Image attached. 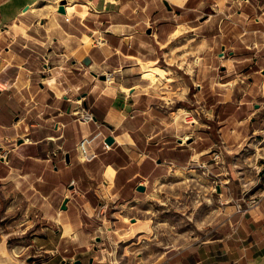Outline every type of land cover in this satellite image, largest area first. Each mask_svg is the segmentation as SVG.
I'll use <instances>...</instances> for the list:
<instances>
[{
  "label": "crops",
  "instance_id": "0c3cea01",
  "mask_svg": "<svg viewBox=\"0 0 264 264\" xmlns=\"http://www.w3.org/2000/svg\"><path fill=\"white\" fill-rule=\"evenodd\" d=\"M150 65L181 90L142 78ZM263 71L264 0H0V264H264V189L151 263L117 210L206 164L214 136L227 151L249 138Z\"/></svg>",
  "mask_w": 264,
  "mask_h": 264
},
{
  "label": "rangeland",
  "instance_id": "374dc122",
  "mask_svg": "<svg viewBox=\"0 0 264 264\" xmlns=\"http://www.w3.org/2000/svg\"><path fill=\"white\" fill-rule=\"evenodd\" d=\"M162 73L160 70L156 74L159 77ZM167 76L171 79L155 81L156 89L164 95L179 92L180 87L173 85L177 78ZM253 100L258 109L252 115L255 130L235 151L221 147L219 138L213 135L216 144L212 150L220 151L218 160L209 153L211 159L206 164L172 168L141 198L117 207L127 222L141 230L139 239L135 234L132 244L138 256L154 262L167 249L187 243L190 236L202 235L218 218L222 206L236 204L240 199L248 203L250 198L259 199L264 189V99L256 95ZM253 105L249 104V111L255 109ZM226 185H230V191L225 190ZM108 208L102 201L95 213L108 214Z\"/></svg>",
  "mask_w": 264,
  "mask_h": 264
},
{
  "label": "built area",
  "instance_id": "2783aa9c",
  "mask_svg": "<svg viewBox=\"0 0 264 264\" xmlns=\"http://www.w3.org/2000/svg\"><path fill=\"white\" fill-rule=\"evenodd\" d=\"M66 19H68V18H66ZM76 112H79V110L78 111H76ZM79 118L81 119V120H84V121H89V120H92L93 119V115H92V113L91 112H89V111H86V110H83V111H80L79 113ZM183 117H186L185 118V120L186 121H192V118H190V117H187V114L186 115H183ZM99 131H97V132H95V133H93V134H91V135H89V136H86V137H84V138H82V139H80L79 141H78V151H79V156H80V159L82 160V161H88V160H91L92 158H94L97 154L94 152V151H91L89 148H88V145L91 143V141L97 136V135H99ZM104 146H105V148H108V144H106V143H104ZM6 150L5 149H3V148H0V158L1 159H5L6 158ZM213 154V156H212V159H215V160H218L220 157H221V155H220V151H213L212 152ZM257 199L255 198V197H253V198H250L249 199V204H252V205H254V204H256L257 203ZM99 211V213H101V210L99 209L98 210Z\"/></svg>",
  "mask_w": 264,
  "mask_h": 264
},
{
  "label": "water",
  "instance_id": "95a60500",
  "mask_svg": "<svg viewBox=\"0 0 264 264\" xmlns=\"http://www.w3.org/2000/svg\"><path fill=\"white\" fill-rule=\"evenodd\" d=\"M61 3H63V1ZM164 3L166 4V2H164ZM166 6H167V4H166ZM58 11L63 13V8H62L61 5L58 6ZM147 32H149V30H147ZM124 41H126V39H124ZM221 49L223 51L224 46H222ZM82 63L87 65L89 63V58L88 57H84L82 59ZM262 73H264V71ZM99 78L106 79V76L105 75H100ZM255 107H257V104H255ZM104 142L109 145V144H111L113 142V138L110 135H108V136L105 137ZM136 189L142 191L144 189V187L142 185H137ZM66 201H67V198H64L63 201H62V204H61V208L62 209L65 208V202ZM73 264H80V261L79 260H75L73 262Z\"/></svg>",
  "mask_w": 264,
  "mask_h": 264
},
{
  "label": "bare ground",
  "instance_id": "6f19581e",
  "mask_svg": "<svg viewBox=\"0 0 264 264\" xmlns=\"http://www.w3.org/2000/svg\"><path fill=\"white\" fill-rule=\"evenodd\" d=\"M159 66V65H158ZM139 70L141 71V77L144 79H148L151 83H155V81H157V76L156 73L159 72L160 70L163 72L162 69H160L157 66H153V67H149V66H140ZM162 76L163 73L161 74ZM167 76V75H166ZM165 76V77H166ZM108 78L109 75H108ZM113 78V77H112ZM167 79H170L169 77H167ZM109 80V79H108ZM262 90V89H261ZM263 95H264V86H263Z\"/></svg>",
  "mask_w": 264,
  "mask_h": 264
}]
</instances>
